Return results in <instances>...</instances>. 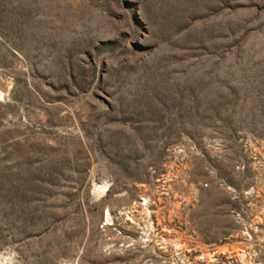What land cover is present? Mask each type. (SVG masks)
I'll use <instances>...</instances> for the list:
<instances>
[{
  "label": "rangeland",
  "instance_id": "1",
  "mask_svg": "<svg viewBox=\"0 0 264 264\" xmlns=\"http://www.w3.org/2000/svg\"><path fill=\"white\" fill-rule=\"evenodd\" d=\"M0 264H264V0H0Z\"/></svg>",
  "mask_w": 264,
  "mask_h": 264
}]
</instances>
